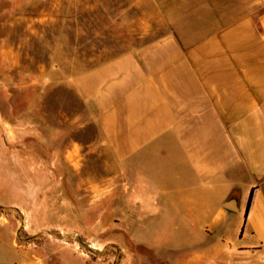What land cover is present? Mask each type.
Here are the masks:
<instances>
[{"label": "crops", "instance_id": "1", "mask_svg": "<svg viewBox=\"0 0 264 264\" xmlns=\"http://www.w3.org/2000/svg\"><path fill=\"white\" fill-rule=\"evenodd\" d=\"M161 11L167 32L68 75L89 109L81 127L95 130L68 139L71 197L111 203L156 254L172 248L139 229L212 243L185 264H264V0H164ZM13 153L0 150V264H32L8 214L25 197Z\"/></svg>", "mask_w": 264, "mask_h": 264}, {"label": "rangeland", "instance_id": "2", "mask_svg": "<svg viewBox=\"0 0 264 264\" xmlns=\"http://www.w3.org/2000/svg\"><path fill=\"white\" fill-rule=\"evenodd\" d=\"M163 2L0 0V150L19 154L10 160L23 159L26 167L24 205L8 214L20 222L19 242L32 264H185L182 257L212 244L139 229V239L172 248L156 254L130 240L111 203L82 205L68 186V139L87 141L95 133L81 127L89 109L68 86V75L167 32Z\"/></svg>", "mask_w": 264, "mask_h": 264}, {"label": "trees", "instance_id": "3", "mask_svg": "<svg viewBox=\"0 0 264 264\" xmlns=\"http://www.w3.org/2000/svg\"><path fill=\"white\" fill-rule=\"evenodd\" d=\"M250 203H251V195L249 196V199H248V203H247L246 209H248V208H249V206H250Z\"/></svg>", "mask_w": 264, "mask_h": 264}, {"label": "water", "instance_id": "4", "mask_svg": "<svg viewBox=\"0 0 264 264\" xmlns=\"http://www.w3.org/2000/svg\"><path fill=\"white\" fill-rule=\"evenodd\" d=\"M231 207H233V205H230Z\"/></svg>", "mask_w": 264, "mask_h": 264}]
</instances>
